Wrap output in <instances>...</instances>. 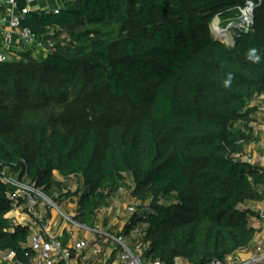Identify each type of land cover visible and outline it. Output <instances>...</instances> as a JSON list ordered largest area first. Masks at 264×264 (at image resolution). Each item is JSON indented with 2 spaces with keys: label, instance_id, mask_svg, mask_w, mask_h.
<instances>
[{
  "label": "trees",
  "instance_id": "obj_1",
  "mask_svg": "<svg viewBox=\"0 0 264 264\" xmlns=\"http://www.w3.org/2000/svg\"><path fill=\"white\" fill-rule=\"evenodd\" d=\"M250 3L253 25L229 48L211 23ZM22 27L68 43L0 64V162L63 193L57 205L70 198L90 229L129 180L145 205L117 237L142 231L149 263L226 262L251 247L264 167L239 156L255 140L251 104L264 96V0H67L58 14L28 13ZM10 191L0 181V252L31 264L30 227L7 218L22 205Z\"/></svg>",
  "mask_w": 264,
  "mask_h": 264
},
{
  "label": "built area",
  "instance_id": "obj_2",
  "mask_svg": "<svg viewBox=\"0 0 264 264\" xmlns=\"http://www.w3.org/2000/svg\"><path fill=\"white\" fill-rule=\"evenodd\" d=\"M0 10L6 14L4 22H8L9 26L3 38V50L0 52V64H4L9 62V54L6 52V49L13 44L15 34L18 35L19 39L26 46L37 44L38 38L31 29L22 27V21L25 19L26 15L30 13L27 6L21 9L18 0H0ZM59 11L60 10H55L53 12L58 14ZM239 158L244 160L243 155L239 156ZM8 171V168L0 162V181L11 189L9 199L13 202L22 203L34 217L36 229L33 230L29 242V246L34 252V258L31 264H72V250L76 252V258L82 260V253L87 249L88 243L80 242L76 244L74 248H69L52 235L49 222L46 221L43 224L39 206L43 204L48 209L52 210L53 205L46 201L41 189L27 182V175H25L24 178H21L19 175L17 178ZM54 206L62 212L59 205L54 203ZM63 214L65 221L74 223L81 229L88 228L85 225L77 223L74 220V216ZM260 218H264V212L260 214ZM37 226L39 228H37ZM90 230H92L96 236L111 241L117 246V255L114 264H153L147 261L146 253L150 245L142 240V231L137 230L134 233V237L130 240L127 237L118 238L116 235L110 234L109 232H102L98 227ZM261 250V247H259L257 253L244 263L234 261L233 258H230L226 262L214 260L210 264H260L264 261V254L261 253ZM82 264H84V262ZM175 264L189 263L181 258H177Z\"/></svg>",
  "mask_w": 264,
  "mask_h": 264
},
{
  "label": "crops",
  "instance_id": "obj_3",
  "mask_svg": "<svg viewBox=\"0 0 264 264\" xmlns=\"http://www.w3.org/2000/svg\"><path fill=\"white\" fill-rule=\"evenodd\" d=\"M26 2V6L29 8L30 12H35L37 14H42L43 12H53L55 10H61L66 7V1L67 0H24ZM4 18H6V14L0 10V52L3 50V38L5 33L8 31L9 26L8 22H4ZM26 47V45L19 39L18 35L15 34L13 39V44L7 48L6 52L10 55L17 52H21ZM244 155V154H243ZM264 167L263 165H261ZM59 179V178H58ZM65 207V211H63L67 215L74 216L76 215V209L77 205L73 201L68 206L66 204H62L60 207ZM249 208L252 209L255 212H258L259 215L264 212V201L263 202H255L251 203L249 205ZM130 210V209H129ZM132 211V209H131ZM130 211V212H131ZM39 212L42 215L43 218V224L48 221L50 225L51 234L54 235L59 241H61L66 247L74 248V246L80 242H86L88 243V247L85 251L82 253V260L76 258V252L74 250L71 251V257H72V264H114L116 261V251H112L110 254V243H108L107 240L105 241H97L96 235L94 237L92 234L87 230H76L71 229L66 221L61 219L58 214L48 209L45 205L41 204L39 206ZM104 210H101L100 215V222L99 225H103L104 229H101L102 232H110L113 233V235H118L122 232L124 226L128 222L130 218V212L128 215V220L125 223H122V225L119 224V217L117 215L104 217V214L106 215L107 212H104ZM7 218L13 220L15 224L28 226L31 229V232L36 229L35 223H34V217L28 212L26 207L24 205H21L17 207L15 210H13L10 214H8ZM106 223V224H105ZM42 224V223H40ZM252 227L257 229L259 232L255 237V240L251 247L249 249L238 253L233 257L234 261L244 263L250 260L256 253L257 249L261 247V253L264 254V218H254L251 221ZM37 228H39L37 226ZM100 229V226H98ZM32 235V234H31ZM134 237V234H131L129 238L130 240ZM100 238V236H99ZM96 241L97 244L94 246H91V242ZM30 242V239H29ZM95 243V242H94ZM107 245H103V244ZM101 245V246H100ZM114 258V260L111 262V260ZM111 262V263H110ZM0 264H18L15 259L14 255L12 254H6L0 252ZM64 264V263H61ZM260 264H264V261H262Z\"/></svg>",
  "mask_w": 264,
  "mask_h": 264
},
{
  "label": "rangeland",
  "instance_id": "obj_4",
  "mask_svg": "<svg viewBox=\"0 0 264 264\" xmlns=\"http://www.w3.org/2000/svg\"><path fill=\"white\" fill-rule=\"evenodd\" d=\"M253 10H254V7L250 3L246 9L239 10L237 13H227L222 16L216 17L211 23V32L213 36H214L213 28H218L219 30L227 32V34H229L230 36V39L228 41H221V42H223L229 48H234L236 38L239 37V34L243 31H249L251 29L253 25ZM247 11H250L249 16L247 15ZM104 31L107 32L109 31V29L104 28ZM49 35L50 37H53L55 34L52 31L50 32ZM66 39H67L66 35H63L59 39H56V40L52 38L47 39L44 37L42 40H38L37 44L33 46H26L23 50H21V52H17V53L13 52V54L9 56V62L16 61L19 58L18 56H20V54H23V53H29L34 58H37V59H46L47 57H49L51 52L54 50V47L58 43H62V45H66L68 43V40ZM251 107H256L257 109V114L255 115L256 120L255 122L251 124V127H253L254 129L255 140L251 144L245 146V153L243 155L244 156L243 161H249L252 164L255 163V164H260L264 166V96L252 102ZM52 111L53 110L42 111L38 113L37 115L33 116V119L36 122L44 121L47 119V117L50 115ZM8 170H10L9 172L13 176L17 178L19 177L20 171H14L11 169H8ZM59 181L62 182L63 180L59 178ZM130 185H131V182L128 180L125 183V186H122L121 188L118 189V191H116L113 195H111L110 197L111 202L109 206L107 208L102 209L104 210V212H107L106 215L104 214L105 218L106 217L110 218V216L112 217L114 215H117V217H119L118 218L119 224L122 225V223H125L128 220L127 214L131 211V209L132 211L130 212V214L134 212L135 210H138L140 207H142L144 202L141 199H135L131 196V193H130L131 190L129 189ZM70 189L71 191H76L77 185L73 184ZM42 192L44 193L46 201H48L51 205H53L52 210L55 211L58 214V216L63 220L64 219L63 211L66 210L65 207L64 206L62 207L63 211L61 212L59 209H57L54 206L55 199L58 196L62 195L63 193L62 194L58 193L57 190H55L54 195H49L47 192H44V191ZM67 192L68 190L66 189L65 193ZM64 201H65L64 204H66V206H68L71 203L70 198H67ZM66 223L71 229H74V231L85 229L89 231L93 237L95 235V233H93L92 230H90V228L81 229L78 227V225L74 223H69L67 221ZM99 226H100L99 230L104 229L103 225H99ZM96 239L97 241L106 240V239L99 238V237H96ZM108 243L111 244L112 242L108 241ZM95 244H97L96 241L91 242V246H94ZM103 245L105 246L107 244L105 243ZM109 247H110V252H109L110 254L112 253V251L117 252V246L115 244L112 243L111 245H109Z\"/></svg>",
  "mask_w": 264,
  "mask_h": 264
},
{
  "label": "bare ground",
  "instance_id": "obj_5",
  "mask_svg": "<svg viewBox=\"0 0 264 264\" xmlns=\"http://www.w3.org/2000/svg\"><path fill=\"white\" fill-rule=\"evenodd\" d=\"M247 15H250V11H247ZM213 31L215 38L220 41H228L230 39L229 34H227L225 31L219 30L218 28H213Z\"/></svg>",
  "mask_w": 264,
  "mask_h": 264
},
{
  "label": "clouds",
  "instance_id": "obj_6",
  "mask_svg": "<svg viewBox=\"0 0 264 264\" xmlns=\"http://www.w3.org/2000/svg\"><path fill=\"white\" fill-rule=\"evenodd\" d=\"M254 51L255 50H253V52ZM249 58L251 59L252 57L250 56ZM255 59L258 61L259 60V57H256ZM230 82H231V77H229V79L225 81V85L227 86L228 84H230Z\"/></svg>",
  "mask_w": 264,
  "mask_h": 264
}]
</instances>
